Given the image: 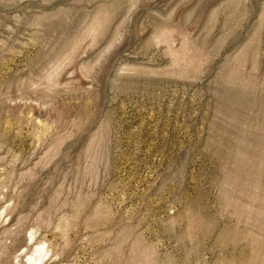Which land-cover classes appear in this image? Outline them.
<instances>
[{"label": "rangeland", "instance_id": "374dc122", "mask_svg": "<svg viewBox=\"0 0 264 264\" xmlns=\"http://www.w3.org/2000/svg\"><path fill=\"white\" fill-rule=\"evenodd\" d=\"M0 264H264V0H0Z\"/></svg>", "mask_w": 264, "mask_h": 264}, {"label": "bare ground", "instance_id": "6f19581e", "mask_svg": "<svg viewBox=\"0 0 264 264\" xmlns=\"http://www.w3.org/2000/svg\"><path fill=\"white\" fill-rule=\"evenodd\" d=\"M32 260H33V259H32ZM40 260H42V259L39 257V259H38V260H36V261H40ZM33 261H35V260H33ZM36 261H35V262H36ZM33 263H34V262H33ZM39 263H40V262H39Z\"/></svg>", "mask_w": 264, "mask_h": 264}]
</instances>
